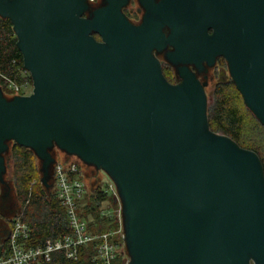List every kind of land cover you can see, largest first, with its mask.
Returning <instances> with one entry per match:
<instances>
[{
  "label": "water",
  "instance_id": "1",
  "mask_svg": "<svg viewBox=\"0 0 264 264\" xmlns=\"http://www.w3.org/2000/svg\"><path fill=\"white\" fill-rule=\"evenodd\" d=\"M105 1L0 0L33 79L30 94L0 89V180L16 142L49 188L58 147L116 184L129 264H264L259 156L212 132L206 83L187 67L170 83L153 53L171 44V61L210 65L223 55L264 124V0H139L140 25L128 0Z\"/></svg>",
  "mask_w": 264,
  "mask_h": 264
},
{
  "label": "trees",
  "instance_id": "2",
  "mask_svg": "<svg viewBox=\"0 0 264 264\" xmlns=\"http://www.w3.org/2000/svg\"><path fill=\"white\" fill-rule=\"evenodd\" d=\"M95 36L98 40L100 39L98 35ZM17 45L18 37L13 22L10 18L0 16V81L6 84L14 82L19 85L18 81L22 77V72H29L24 65L23 53ZM29 74L31 76L30 72ZM12 92L15 94L13 89ZM240 92L233 80L220 85L214 93L212 108L208 109L210 129L212 132L221 131L222 134L237 142L240 147L253 150L259 156L258 136L264 134V124L248 108ZM11 156L14 162L16 195L23 206L20 218L30 227L28 244L38 245L48 238L64 234L67 231L65 208L54 191H49L51 187L48 188L43 184L41 168L37 163L35 152L29 147L13 142ZM260 160L264 168V161L262 158ZM52 173L50 169L49 179ZM106 199L107 195L98 187L95 191L88 193L81 210L82 217L87 218L90 215L93 218L90 230L95 234L106 233L115 227L112 219L100 213L101 204ZM10 223L12 227L13 220ZM101 242L102 239L99 237L81 248L76 261L67 260L61 253L56 252L53 254L51 264H93V257ZM0 243L1 251L7 249V240L3 239ZM122 259L123 255L119 254L112 264H120Z\"/></svg>",
  "mask_w": 264,
  "mask_h": 264
},
{
  "label": "built area",
  "instance_id": "3",
  "mask_svg": "<svg viewBox=\"0 0 264 264\" xmlns=\"http://www.w3.org/2000/svg\"><path fill=\"white\" fill-rule=\"evenodd\" d=\"M93 4L95 0H87ZM15 92L13 95H22L21 87L14 82L10 83ZM53 171L49 187H53L56 197L61 201L66 211V228L64 234L48 238L38 245H29L30 227L22 221L20 216L15 218L12 227L6 232L5 237L0 233V241L7 240V249L1 251L0 264H51L53 254L61 253L67 260H78L80 249L86 247L96 238L102 242L97 247V253L93 257V264H112L119 254L123 255L120 264H129L130 256L127 253L126 233L124 228L123 205L114 181L104 182L107 189L100 186L101 190L108 196L111 194V204L108 205L109 212L101 210L102 216L109 217L115 223L112 230L102 234H95L90 230L93 218L81 216L84 201L88 195L87 183L84 179L81 165L77 161H58L51 164ZM93 192V191H91ZM105 201V200H104ZM103 201V202H104ZM102 202V203H103ZM102 206V204H101Z\"/></svg>",
  "mask_w": 264,
  "mask_h": 264
},
{
  "label": "rangeland",
  "instance_id": "4",
  "mask_svg": "<svg viewBox=\"0 0 264 264\" xmlns=\"http://www.w3.org/2000/svg\"><path fill=\"white\" fill-rule=\"evenodd\" d=\"M106 1L105 0H95V2L92 4L91 9H95L100 6H102ZM140 2L139 0H130V4L127 6V11L129 9L133 8H139ZM129 19L132 21V19H137L139 20V16L134 13V14H129L127 13ZM165 59V58H164ZM162 59V64H163V70L164 74L167 78L170 79V76H173L172 78H175L176 81H178V77L176 76L175 71L172 68H166V65L168 63L166 60ZM225 66V65H224ZM225 70L223 76L226 79V82L224 83H229L232 81V76L229 71V67L225 66ZM215 71V79H213V82H211L207 87H206V96H207V106L208 109L212 108V105L214 103V98L216 91L220 87V85L224 83H218L220 80L219 79V68ZM5 82V81H4ZM20 87H21V92L20 94H30L31 91L33 90V79H31V76L28 71H23L22 72V77L18 81ZM0 89L3 92L4 97L7 99H11L14 95L12 94V88L10 86V83H3V81H0ZM219 133H222L219 131ZM258 141L260 145H257L259 147V156L262 158L264 161V134L258 136ZM249 143V142H247ZM13 145V142H10V146L8 151L4 153L5 157L10 158V165H7L6 162V171L2 173V180H0V233L2 237H5L6 232L10 229L11 227V220H14L18 216H20L21 211L23 210V206L20 204V202L17 199L16 195V188H15V176H14V162L11 156V147ZM52 157L55 160L58 161H77L82 169V173L84 175V179L87 183V190L88 192L95 191L98 187L102 185L104 189H107V186L104 182L110 180V177L108 174L104 171V169H99L95 165L87 164L86 162L82 161L79 157L76 155H70L67 154L66 152L62 151L58 147H54L53 149L50 150ZM37 163L39 164L40 168L42 166V161L37 157ZM51 167V166H50ZM51 169V168H50ZM41 175L43 176V172H41ZM34 182V181H33ZM35 183V182H34ZM48 184H52L50 179L48 181ZM50 188V187H49ZM50 192L54 191L53 187L50 188ZM111 204V194L108 192L107 199L102 203L101 210L105 209V212L111 211V209H108V205Z\"/></svg>",
  "mask_w": 264,
  "mask_h": 264
},
{
  "label": "flooded vegetation",
  "instance_id": "5",
  "mask_svg": "<svg viewBox=\"0 0 264 264\" xmlns=\"http://www.w3.org/2000/svg\"><path fill=\"white\" fill-rule=\"evenodd\" d=\"M159 1V0H157ZM130 4V0H128L127 5L124 6L123 11L124 13L127 15V13L129 14H134L136 13L139 16V20L137 19H132V23L134 24H139L142 22L143 20V16L145 13L144 8H142V6H140L139 8H131L127 11V6ZM105 5V3L103 4ZM128 16V15H127ZM129 18V17H128ZM163 32L165 33V35L168 37L171 33V29L168 25H165L162 28ZM175 50V47L171 44H167V46L162 49V50H154V54L155 56L160 60L161 62V66H162V70H163V64H162V59L166 60V62L168 63V65H166V68H172L175 73L176 76L178 77V81H176L175 78H172L173 76H170V79L167 78L168 81H170V83L172 84H178L181 83L182 81V76L180 75V69L181 67H187L188 69H190L196 79H198L202 84L206 83L205 85V90L206 87L213 82V79H215V71L219 68V79L220 80L218 83H224L226 82L225 77L223 76L222 73H224L225 70V66L229 67V64L226 60V58L223 55H217L214 59V62L210 65L208 63V60L202 56H189V60L187 62H173L169 59L168 53L172 52ZM192 53V50L190 51V54ZM225 65V66H224ZM212 70V71H211ZM164 73V70H163ZM165 75V74H164Z\"/></svg>",
  "mask_w": 264,
  "mask_h": 264
}]
</instances>
